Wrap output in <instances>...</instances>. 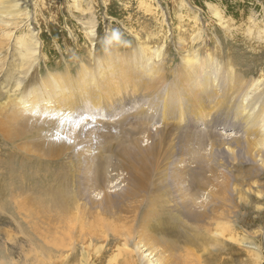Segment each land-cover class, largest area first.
<instances>
[{
	"label": "rangeland",
	"instance_id": "obj_1",
	"mask_svg": "<svg viewBox=\"0 0 264 264\" xmlns=\"http://www.w3.org/2000/svg\"><path fill=\"white\" fill-rule=\"evenodd\" d=\"M261 94L264 0H0V264H264Z\"/></svg>",
	"mask_w": 264,
	"mask_h": 264
},
{
	"label": "bare ground",
	"instance_id": "obj_2",
	"mask_svg": "<svg viewBox=\"0 0 264 264\" xmlns=\"http://www.w3.org/2000/svg\"><path fill=\"white\" fill-rule=\"evenodd\" d=\"M189 65H191V63ZM188 67L190 68V66H188ZM191 67L193 68L192 65H191ZM207 74L209 75V72H207ZM34 93H35V90L29 91L28 93H16L15 91H13V93L11 95V99H14V100L17 99V101H15V103H19L21 105H23V103H24L23 99L26 100L25 101L26 104H29V103L32 104ZM254 95H255V89L253 87L247 92L246 101H248V99L253 98ZM257 98L259 100H264V94H261L260 97H257ZM251 103H253V102H251ZM255 103H253V104H255ZM253 104H250V105L247 104L246 109H245V105H244L243 106L244 107L243 108L244 109L243 110L244 115L243 114L242 115L246 118V121L248 123L256 124L263 131V135H264V110H261L258 105H253ZM254 151H255L256 155L259 157V159L264 160V138H262L261 140H259L257 142V147L255 148ZM7 187H9V186H7ZM14 196L15 195L12 192L6 191L3 194V196L1 197V198H3L2 199L3 202H0L1 206L4 208H7V210H9L10 212L12 211V209H14V207H17V208L19 207V206H17V204H15ZM13 204L15 205L14 207H13ZM12 213L13 214L15 213V209L13 210ZM261 222H263L262 225H264V214H263L261 220L254 219L252 221V224L259 225V224H261ZM235 241H237V240L236 239L232 240V242H235ZM263 243H264V238H263ZM192 251L195 254H197L199 251H201L203 254H205L208 257L206 264H220L219 262H220V260L224 254L227 255L228 257L229 256L232 257L233 251L237 252L238 248H235L233 246V244H231L229 242L227 243V241L225 239H221L219 237L215 238V237H211V236H208L207 234H205L202 236H195ZM245 253H247V251H245ZM231 261H232V258L227 260L228 263Z\"/></svg>",
	"mask_w": 264,
	"mask_h": 264
}]
</instances>
